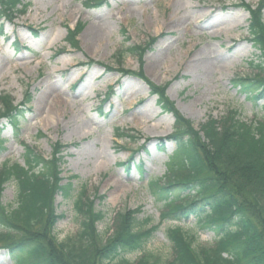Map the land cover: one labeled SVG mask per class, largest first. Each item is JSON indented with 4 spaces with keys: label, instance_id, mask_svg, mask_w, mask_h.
<instances>
[{
    "label": "rangeland",
    "instance_id": "obj_1",
    "mask_svg": "<svg viewBox=\"0 0 264 264\" xmlns=\"http://www.w3.org/2000/svg\"><path fill=\"white\" fill-rule=\"evenodd\" d=\"M260 1L23 0L11 18L1 11L0 97H9L22 114L16 132L0 118V166L22 165L25 144L49 157L59 142L61 176H76L77 188L86 184L104 213L100 234L111 233L116 212H135L143 228L156 227L145 248L172 259L166 229L196 231L195 219L162 221L160 214L170 207L151 195L147 181L167 172L176 146L168 138L175 118L162 109L147 80L120 70L141 68L150 82L165 85L168 100L197 130L209 117L219 120L231 110L245 122L261 120L264 99L248 98L233 84L256 70L246 6ZM75 27L70 45L66 38ZM134 45L143 48L141 54L127 51ZM4 109L0 100V113ZM15 192L14 182H7L2 203L13 206ZM55 202L64 214L54 231L61 240L76 224L71 204L60 196ZM198 235L199 244L214 243L212 232ZM0 264H14L7 248L0 249Z\"/></svg>",
    "mask_w": 264,
    "mask_h": 264
},
{
    "label": "trees",
    "instance_id": "obj_2",
    "mask_svg": "<svg viewBox=\"0 0 264 264\" xmlns=\"http://www.w3.org/2000/svg\"><path fill=\"white\" fill-rule=\"evenodd\" d=\"M0 4V11L11 18L23 7V0H0ZM246 8L249 40L258 51V62L251 60L256 69L252 76L235 78L233 84L248 98L258 100L264 99V2ZM78 31H68L71 45ZM142 50L134 45L127 51L141 54ZM120 72L147 80L162 109L174 115L168 138L176 146L167 172L151 177L147 187L156 200L170 207L161 215L162 221L181 223L193 216L196 231H185L180 225L168 227L165 235L172 259L165 261L145 248L156 227L143 228L135 212H116L111 233L103 236L97 223L104 213L95 208V196L88 193L86 184L73 185L76 176H61L63 145L54 143L51 155L44 157L25 144L23 165L5 161L0 166V248H7L14 264H264V115L245 122L231 110L219 120L209 117L197 130L168 100L165 85L150 82L141 68ZM0 100L5 107L0 116L16 132L21 110L7 96ZM261 107L264 110V101ZM3 143L0 138V154L5 150ZM9 181L16 189L13 206L1 199ZM57 196L71 204L76 224L75 231L61 240L54 233L64 217L58 213ZM204 231L213 233L212 245L197 242ZM132 253L137 254L133 260L127 257Z\"/></svg>",
    "mask_w": 264,
    "mask_h": 264
},
{
    "label": "bare ground",
    "instance_id": "obj_3",
    "mask_svg": "<svg viewBox=\"0 0 264 264\" xmlns=\"http://www.w3.org/2000/svg\"><path fill=\"white\" fill-rule=\"evenodd\" d=\"M90 32V30H88V33Z\"/></svg>",
    "mask_w": 264,
    "mask_h": 264
}]
</instances>
